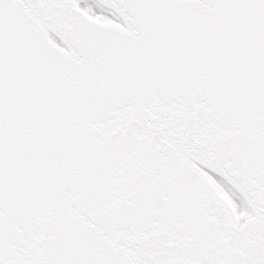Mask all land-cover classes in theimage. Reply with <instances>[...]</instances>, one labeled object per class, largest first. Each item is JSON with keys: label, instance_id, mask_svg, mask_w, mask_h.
<instances>
[{"label": "snow or ice", "instance_id": "snow-or-ice-1", "mask_svg": "<svg viewBox=\"0 0 264 264\" xmlns=\"http://www.w3.org/2000/svg\"><path fill=\"white\" fill-rule=\"evenodd\" d=\"M0 264H264V0H0Z\"/></svg>", "mask_w": 264, "mask_h": 264}]
</instances>
